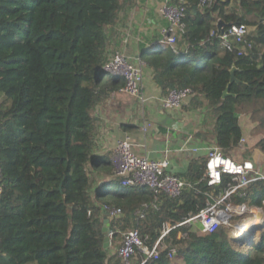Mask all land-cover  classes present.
Wrapping results in <instances>:
<instances>
[{
  "label": "trees",
  "instance_id": "trees-1",
  "mask_svg": "<svg viewBox=\"0 0 264 264\" xmlns=\"http://www.w3.org/2000/svg\"><path fill=\"white\" fill-rule=\"evenodd\" d=\"M122 1L0 0V264H121L112 245L121 244L124 231L138 229L151 249L166 223L175 227L145 264H264V233L245 249L224 224L206 233L198 221L177 226L233 184L228 173L208 184V156L176 174L185 186L175 198L123 187L118 178L97 186L96 175L113 173L108 155H93L94 110L124 85L102 69ZM173 3L184 8L185 31L176 51L147 53L153 82L163 94L191 89V107L204 114L196 136L223 154L240 144L239 118L247 113L264 155V0ZM219 20L224 30L250 28L253 46L245 55L220 47ZM240 192L228 201L262 207L264 178ZM104 218L112 233L107 248ZM144 258L137 252L132 264Z\"/></svg>",
  "mask_w": 264,
  "mask_h": 264
},
{
  "label": "built area",
  "instance_id": "built-area-1",
  "mask_svg": "<svg viewBox=\"0 0 264 264\" xmlns=\"http://www.w3.org/2000/svg\"><path fill=\"white\" fill-rule=\"evenodd\" d=\"M156 11L166 20L167 24L162 28V37L154 47L159 49L171 48L176 51L177 41L185 29L183 22L184 8L181 5L163 1L157 5ZM248 31V27L245 25H230L223 33L220 32V47L223 50L235 51L238 56L245 55L253 46V42L246 38ZM102 69L109 75L119 76L123 79L124 85L121 88L123 93L135 97L142 105L149 101V97L145 93L144 71L140 64L132 61L125 53L123 45L109 54ZM191 94L192 91L188 87L170 89L163 97L162 104L167 109L180 108ZM149 125L148 121H144L143 130ZM244 141L245 138L240 140L241 145L244 144ZM205 153L208 156L206 170L208 184L219 183L223 173L232 175L233 184L196 215L177 224V226H180L198 221L201 224L202 233L213 232L221 224L232 227L233 216H243V214L251 212L253 207H248L244 203L234 204L229 202L228 199L232 193L242 195L243 193L240 190L248 183L264 178V174L255 169L260 163L259 149L253 150L250 160L241 163L226 157L214 145L206 146ZM109 160L114 176L119 179V183L123 187L145 186L156 194L164 193L173 198L180 196L184 189L185 182L171 172L169 159L166 157L151 158L137 154L133 150V144L129 139H119L115 142ZM1 192L0 183V199ZM260 208H264V205ZM119 212V209L113 210V214ZM139 216L143 217L144 211H141ZM174 227L170 223H166L160 238L151 249L144 245L138 229L133 228L124 231L121 244L116 249L121 264H132L131 260L137 252H142L145 255V258L139 264H145L148 259L155 258L160 239ZM111 235L112 233L109 234V238H111ZM184 235L185 233L182 234V236ZM169 257H171V254H169Z\"/></svg>",
  "mask_w": 264,
  "mask_h": 264
},
{
  "label": "crops",
  "instance_id": "crops-1",
  "mask_svg": "<svg viewBox=\"0 0 264 264\" xmlns=\"http://www.w3.org/2000/svg\"><path fill=\"white\" fill-rule=\"evenodd\" d=\"M163 1L173 3L176 0L122 1L117 22L118 36L111 41L108 51L123 45L131 60L141 65L145 74V93L149 101L142 105L135 97L120 90L97 105L94 110L97 129L93 155L109 157L117 140L129 139L137 154L151 158L166 157L169 159L171 172L179 174L185 171L192 158L207 156L205 148L213 144L196 136V132L203 129L204 114L201 108L191 107V97L180 108L167 109L163 106L162 99L166 94L153 82V70L146 62L147 53L167 49L154 47L162 37V28L167 24L156 11L157 5ZM144 121H148L150 125L143 130ZM239 122L243 130L242 136L247 139L246 144L240 143L224 154L237 163L250 160L256 148L255 140L261 135L255 133L256 122L247 113L240 116ZM259 152L262 156L259 166L264 171V155L260 150ZM115 178L113 173H101L95 179L101 185L104 181ZM253 208H259L264 213V208ZM117 247L113 243L112 249L116 251Z\"/></svg>",
  "mask_w": 264,
  "mask_h": 264
},
{
  "label": "rangeland",
  "instance_id": "rangeland-1",
  "mask_svg": "<svg viewBox=\"0 0 264 264\" xmlns=\"http://www.w3.org/2000/svg\"><path fill=\"white\" fill-rule=\"evenodd\" d=\"M248 30H250L249 27H248ZM246 140L247 139H245L244 144H246ZM254 149H257V148H254ZM261 157L262 156L260 155V160H261ZM255 169L257 171L259 170L262 174H264L263 173L264 171L261 169L259 165ZM232 221H233L232 223L233 226L229 227L230 231L235 237V239H239V242L244 247H246L245 249H250L251 246H253L252 243L253 244L257 243L261 235L264 233V213H262L259 208H252L251 212H248L247 214H243V216L235 215L233 216ZM259 222H261L262 224V225L259 224L261 225L260 227L258 225ZM251 229L253 230V232H251L252 235L250 237V235L247 234V231H252ZM248 241H250L251 243H248Z\"/></svg>",
  "mask_w": 264,
  "mask_h": 264
},
{
  "label": "water",
  "instance_id": "water-1",
  "mask_svg": "<svg viewBox=\"0 0 264 264\" xmlns=\"http://www.w3.org/2000/svg\"><path fill=\"white\" fill-rule=\"evenodd\" d=\"M224 25H225V24H224V22H223L222 20H219V21L217 22V28H218V30H219L221 33L224 32V29H223V26H224ZM234 71H235V68L232 67V68L230 69V74H231V76H230V83H231L232 81L236 80L235 77H234ZM227 95H229L228 88H226V89L224 90V92H223V97H225V96H227ZM103 223H104V225H103V227H102V231L105 232V237H104L103 246H104L105 248H107V247H109V243H110L109 234L111 233V231H110V229H109V221H108L107 218H104V219H103Z\"/></svg>",
  "mask_w": 264,
  "mask_h": 264
},
{
  "label": "bare ground",
  "instance_id": "bare-ground-1",
  "mask_svg": "<svg viewBox=\"0 0 264 264\" xmlns=\"http://www.w3.org/2000/svg\"><path fill=\"white\" fill-rule=\"evenodd\" d=\"M263 223V222H262ZM261 224V222L258 223V225ZM262 225V224H261ZM259 225V227L261 226ZM247 234L250 235L251 234V231H247ZM246 243V242H245Z\"/></svg>",
  "mask_w": 264,
  "mask_h": 264
}]
</instances>
